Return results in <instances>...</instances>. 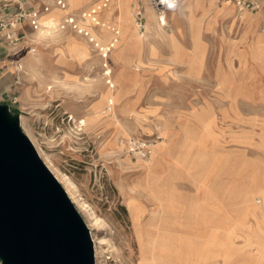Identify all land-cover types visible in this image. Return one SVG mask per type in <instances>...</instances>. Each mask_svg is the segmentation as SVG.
Listing matches in <instances>:
<instances>
[{"label":"rangeland","instance_id":"rangeland-1","mask_svg":"<svg viewBox=\"0 0 264 264\" xmlns=\"http://www.w3.org/2000/svg\"><path fill=\"white\" fill-rule=\"evenodd\" d=\"M133 1L110 0L103 7L102 0H91L81 10L96 12V22L87 19L83 29L78 24L74 29L64 26L49 41L24 28L16 46L6 45L7 56L0 63V103L20 112L21 128L40 149L42 160L70 180L75 198L88 208L84 215L78 211L94 238L104 243L99 245L102 254L96 264H138L139 245L158 253L161 244L167 255H174L171 264H237L250 256L249 264H264V207L249 202L250 196L264 195V71L251 60L252 56L264 59L263 16L249 14L252 20L259 17L258 28L251 30L246 15L234 21L231 5L183 0L178 11L166 15L169 31H159L158 37L146 26L142 41L132 43ZM33 3L40 10L42 3L50 9L53 0ZM82 4L67 0L65 9L53 7L52 13L63 16ZM170 31L172 38L162 40ZM254 35L255 45L250 50L241 46L244 52L234 68H228L231 36L244 44ZM198 38L204 46L194 71L190 52ZM83 77L87 84L74 88L73 81ZM223 77L236 98L235 106L222 98L216 80ZM54 81L58 83L47 90ZM204 100L220 123L218 135L225 149L211 140L209 162L200 152L188 157L192 181L185 169L176 170L178 176L160 172L157 160L167 140H183L181 150L188 140L195 141L189 113ZM84 118L87 123L82 125L78 120ZM184 123L188 133L182 137L169 127ZM158 131L162 140L153 144L147 157L139 159L128 152L125 137L152 142ZM196 131L201 132L198 126ZM197 148L202 150L200 145ZM181 158H168L166 163L178 164ZM205 181L216 200L213 206L206 188L199 186ZM173 209L176 224L166 214ZM217 212L224 223L214 219L207 226ZM195 214L199 220L195 229L191 224L189 230L183 229L186 218ZM218 232H233L235 254L231 255V244L218 245L212 235ZM239 235L252 246L243 237L234 242ZM217 252L229 260L221 261Z\"/></svg>","mask_w":264,"mask_h":264},{"label":"water","instance_id":"water-1","mask_svg":"<svg viewBox=\"0 0 264 264\" xmlns=\"http://www.w3.org/2000/svg\"><path fill=\"white\" fill-rule=\"evenodd\" d=\"M0 103V264H96L90 229Z\"/></svg>","mask_w":264,"mask_h":264},{"label":"bare ground","instance_id":"bare-ground-1","mask_svg":"<svg viewBox=\"0 0 264 264\" xmlns=\"http://www.w3.org/2000/svg\"><path fill=\"white\" fill-rule=\"evenodd\" d=\"M83 1V4L82 6L79 8H84V7H87V5L89 4L88 2H90L91 0H82ZM139 1V0H138ZM146 1V0H145ZM138 4V3H137ZM145 10H146V17H147V26L149 29H152L154 32H155V35L159 37V27L157 26L156 24V18H155V15H154V12L152 10V8L149 6L148 2H145ZM124 7L126 6H123V9H125ZM234 10V9H233ZM233 10H229V12H227V14L225 16H228V18L232 17V12ZM50 10H48L47 12H44V13H48ZM244 15H246V19H247V23H251L252 22V18L251 16H249L248 13H245ZM244 15L241 17V19L239 20H243L244 19ZM234 16V15H233ZM236 18L234 19V21L236 22ZM238 19V18H237ZM87 19L85 20H80V23H77L78 24V28L79 29H83L84 27V24L86 23ZM232 24V23H231ZM233 24H235L233 22ZM232 24V25H233ZM56 22H54V20L52 19H48L44 24L42 23V21L40 20V27H38V29L35 32L36 36H38L40 39L42 40H46V41H49V40H52L58 33V30L55 28V27H58V25L56 26ZM244 25V24H243ZM248 25V24H247ZM246 25V26H247ZM76 26V25H75ZM77 27V26H76ZM131 27L133 28V31H135V35L133 38H129L130 41L132 43L136 42V41H142V39L144 38L143 35H141L137 29L134 27V24H133V20L131 21ZM240 27V26H239ZM232 28V27H231ZM244 28V27H243ZM233 29V28H232ZM231 32V31H230ZM255 32V31H254ZM163 33V32H162ZM233 33V31H232ZM86 34V33H85ZM167 35L166 36H162V40H170L173 36V31H170L168 33H166ZM143 36V37H142ZM254 40L256 41L257 40V36L254 35L252 36V38L249 39L250 42H246L244 44H241L243 43L244 41H241L239 40L238 38H234V36L232 37L231 36V40L229 42V45H232V47L230 49H227V52H228V57L226 58V64L228 66V68H234V64H235V61L237 60V58L239 59L240 58V55L242 52V50H240V47L241 46H244L245 50H250L255 44H254ZM145 41V40H144ZM228 45V44H227ZM203 46H204V41L202 40V38H198L196 43L193 45V49L191 50L190 52V62L192 64V69L195 71L197 68L196 66L200 63V57H201V53L203 52ZM246 54V53H245ZM247 55V54H246ZM245 55V56H246ZM251 57V56H250ZM251 60H253L259 67V69L263 70L264 71V59H261L260 57H254L252 56L251 57ZM246 64V62H245ZM227 68V67H226ZM218 69V68H217ZM228 70V69H227ZM260 70V71H261ZM234 75V74H233ZM231 76V75H230ZM197 78V76H195ZM216 78H217V75H216ZM232 78V77H231ZM201 79V78H200ZM55 80V78H54ZM87 80L88 78L86 77H83L82 80L81 79H75L73 81V87L74 88H78V89H81L85 86V84H87ZM217 82V85L220 86V89L222 90L223 92V96L222 98L223 99H226L227 102H228V105L231 107V106H235L236 105V98L234 97V94L231 92L232 90L230 89V85L226 86V78H222V80H216ZM228 82V81H227ZM54 83V84H53ZM52 83V85L48 84L47 85V90H50L51 88H53V86L56 85V81H54ZM210 87V86H209ZM212 90V89H211ZM194 96V95H193ZM201 101V100H200ZM109 102V105L112 104V100H108ZM197 110L200 111V113L197 112ZM222 116L224 118L225 114L222 113ZM189 120L192 124L191 126V130H190V134H191V140H195V144L196 145H200L202 150H199L197 152V149L195 150V153H197V156L199 155V152L201 154H203L204 156H206L208 158V162H209V157L211 156L210 153H212L210 151V148L208 145V141L209 140H217L216 137H218L219 135L216 134L215 132V117L213 116V111H212V108L210 107L208 101L204 100L202 102V104L198 107L196 106H193L191 107L190 109V113H189ZM79 122L82 123V125H85L87 123L86 119H82V120H78ZM76 121V122H78ZM80 124V123H79ZM196 126H198V128L200 129V136L198 135V132L196 131ZM27 134V133H26ZM28 136V135H27ZM125 138H128L130 139L129 137H125ZM199 138V139H198ZM165 139V137H163V140ZM201 140V141H200ZM220 140V139H218ZM32 142V141H31ZM207 143V144H206ZM122 144V142H121ZM124 144V143H123ZM158 144V143H157ZM34 145V144H33ZM155 146V145H154ZM39 156L41 155V151L40 149L36 146L35 147ZM127 155V154H126ZM42 159V158H41ZM140 159V158H139ZM198 161V160H197ZM43 162L46 164V166L48 167V169L52 172V174L55 176V178L57 179V181L63 186V188L65 189L67 195L69 196L70 200L72 201V203H74L73 205L75 206V208L77 210H79L83 215H84V211L87 210L88 208L86 206H84L83 203H81L80 201H78L75 196H74V193L72 191V183L70 182V180L63 174H59L58 172H56L54 169H53V166L51 164L50 161L44 159ZM194 163V162H193ZM198 164V163H197ZM194 166V165H193ZM192 167V166H191ZM147 167H145V170H146ZM156 168V167H155ZM199 168V167H198ZM210 169V168H209ZM207 173V172H206ZM145 174V173H144ZM148 177V176H147ZM146 179V178H145ZM168 183V182H166ZM165 186V185H164ZM167 189V188H166ZM258 193V192H257ZM243 195V194H242ZM241 195V196H242ZM232 196V195H231ZM235 196V195H234ZM244 196V195H243ZM251 198H249V202L250 201H257L258 204H259V207L261 209H263L264 207V195L259 193V194H256V196H250ZM228 198V197H227ZM233 198V197H232ZM232 200V199H231ZM241 200V199H240ZM244 200V199H242ZM248 202V200H247ZM254 203V202H253ZM242 204V203H240ZM256 206V205H255ZM87 208V209H86ZM78 211V212H79ZM79 212V213H80ZM90 214V213H89ZM88 214V215H89ZM91 215V214H90ZM89 215V216H90ZM82 216V215H81ZM84 219V218H83ZM87 224V223H86ZM89 227L91 228L90 224L88 223ZM87 225V226H88ZM93 225H96V224H93ZM89 228V229H90ZM92 228H91V237L93 236L92 239L93 242H94V248H95V256L97 257V260H99V258L101 257V254H102V249L99 245H102L104 244L103 242L101 241H97L95 238H94V234L92 233ZM166 245V244H165ZM168 246V245H167ZM164 244H161L160 247L158 246L159 249V252L156 253H152L150 252L149 248H147L146 250H143L141 245H139V253H138V264H151L152 261L156 262V264H171L173 262V254H170V255H167V253L165 252L164 250ZM149 252H148V251ZM152 251V250H151ZM130 256V254H129Z\"/></svg>","mask_w":264,"mask_h":264},{"label":"built area","instance_id":"built-area-1","mask_svg":"<svg viewBox=\"0 0 264 264\" xmlns=\"http://www.w3.org/2000/svg\"><path fill=\"white\" fill-rule=\"evenodd\" d=\"M110 0H102L103 7H105ZM149 6L152 8L157 25L161 29H166L167 20L166 15L178 11L182 0H148ZM220 6L222 4L231 5L234 8L235 16L239 19L245 14H261L264 22V0H216ZM65 9L66 0H54L51 5ZM49 7L44 4L42 10H24L17 0H0V33H3L6 41L10 44H15L19 40L18 26L27 20L35 31L40 27V16L47 12ZM133 23L137 31L143 35L146 32V16L143 8L136 7L132 11ZM90 19L96 22V12H83L77 16H68L64 18L63 26L74 29L79 20ZM162 140L159 131L156 132L151 141H138L129 139L125 141L128 152L134 157L144 158L150 154L153 144Z\"/></svg>","mask_w":264,"mask_h":264},{"label":"crops","instance_id":"crops-1","mask_svg":"<svg viewBox=\"0 0 264 264\" xmlns=\"http://www.w3.org/2000/svg\"><path fill=\"white\" fill-rule=\"evenodd\" d=\"M18 1V3L21 5V7L24 9V10H40L39 8H36L35 6H34V1H36V0H17ZM44 2H46V0H43ZM183 1V0H182ZM53 2H54V0H53ZM145 2H148V0H135V2L133 1L132 3H131V5H132V11L136 8V7H141V8H143V10H144V13H145V16H146V10H145ZM138 3V4H137ZM44 4L45 3H42V8H43V6H44ZM148 4H149V2H148ZM226 6H227V4H225ZM66 6H67V0H66ZM58 8V7H55V6H52L49 10V12L48 13H42L41 15L42 16H40V20L41 21H43V19L44 18H48V19H54L55 21H56V24L58 25V27H55L57 30H61V29H65V27L63 26V21H64V18H66V17H68V16H77V15H80L81 13H83V12H88V11H85V10H81V9H78V10H75V11H70V13H66V14H64L63 16H59V15H56V14H54V13H52V8ZM58 9H61V8H58ZM42 10V9H41ZM155 15V14H154ZM258 15V14H257ZM42 17V18H41ZM55 18H57V19H59V20H56ZM63 18V19H62ZM155 18H156V16H155ZM259 17L258 16H255L254 18H253V20H252V24L250 25V29L251 30H253V29H255V28H258V26H259V19H258ZM146 19H147V17H146ZM156 20V19H155ZM245 21H246V19H245ZM241 23L243 22V21H240ZM43 23V22H42ZM78 23H80V20L78 21ZM240 23V24H241ZM156 24H157V21H156ZM56 25V26H57ZM146 26H147V22H146ZM158 27H159V25H157ZM135 27V26H134ZM24 28H27V29H31V30H33L32 29V27L30 26V24H29V22L27 21V20H25V21H23L19 26H18V28H17V31H18V33L20 34L19 35V40L20 39H22V32H23V30H24ZM170 30V27H169V25H167V27H166V29H161L160 27H159V31H163V32H166V31H169ZM20 31V32H19ZM6 45H12V46H16L17 45V42L15 43V44H10V43H8L7 41H6V39H5V37H4V35H3V33H0V63L3 61V59L7 56L6 55V50H7V47H6ZM156 113H157V111H156ZM158 117H159V119L162 117V116H159L158 115ZM162 119H163V117H162ZM186 123V122H185ZM185 123L184 124H178V126L177 127H175L174 125V127H172L171 125H169V127L173 130V133L175 134V132H174V130H179V132H180V136L182 137L183 136V133H188L187 131H186V129H185ZM215 132H216V134L218 135L219 134V129L221 130V128H220V123H218L217 121H215ZM166 132H168V130L166 129L165 131H164V133H166ZM177 134V133H176ZM219 137V139H220V137H221V135H219L218 136ZM187 141V140H186ZM214 142H218L217 143V145L218 146H220V148H222V149H225L224 148V145H223V140H214ZM183 143V140H167V144H166V146H164L163 148H162V150L160 151L161 152V154L162 155H160L159 156V160H157V165L159 166V168H160V172H164V174H165V172L166 171H169L168 172V174H172V172H174V174H176L177 176H178V174H177V172H176V170L178 171V172H180L181 170H183L184 171V169L186 170V173H187V176L191 179V173H189V172H192V171H190V170H188V167H187V163H188V157H192L193 156V153L195 152V150H196V148H197V145L195 144V142H191L190 140H188L187 141V143H186V147H183V150H181L180 149V146H181V144ZM207 143H209L207 146H209L211 143H212V141L211 140H209ZM206 143V144H207ZM181 151V152H180ZM179 153H181L180 155H178ZM177 156H182V158L180 159V162L177 164V163H175V161H173L172 160V162H170V163H166L167 161V159L168 158H170V159H174V158H176ZM216 167H217V165L215 164L214 165V167H213V170H215L216 169ZM185 172V171H184ZM169 175V176H170ZM191 181H192V179H191ZM146 182V181H145ZM207 181H205V182H201V184H199V186L201 187V188H206V185H207ZM147 188V183H146V186L144 187V190L143 191H145V189ZM206 190H207V188H206ZM205 195H206V197H207V199H208V203H209V205L210 206H213V205H215V202H216V200L214 199V194L213 193H211L209 190H207L206 191V193H205ZM201 196V192H200V190H197V192H196V197H200ZM146 197V196H145ZM213 198L212 200H210V198ZM145 208V207H144ZM173 213H166L167 215H169V218L170 219H172V224H176V217H177V212H176V209H173V210H171ZM166 214H164L165 216H162V215H160L159 214V217L161 218V219H163L164 217H166ZM222 216V215H221ZM214 219H216L217 221L219 220V222H220V224H223L224 223V221L223 220H221V219H219V217H218V212H217V216H216V218H211V220L210 221H207V226L208 225H210V224H212V223H214ZM198 221L199 220H197V215L195 214V215H192L190 218H186V220L183 222V226H182V228L183 229H188L189 230V224H191V226H192V230L193 229H195V227L197 226V223H198ZM234 226H235V223H234ZM174 227H175V225H174ZM220 230H222V228L220 229ZM221 232V231H220ZM220 232H218V233H213L212 235H215V237H216V240L218 241V245L220 244V243H225V244H231V246L230 247H232L231 249H232V251H231V255H233V254H235V252H237L238 250H237V248H235V246H236V243H232L231 242V238H232V235H233V232H222V233H224L223 235L222 234H219ZM224 235H227L228 236V238L226 239V240H228V241H224L225 240V236ZM238 237H239V239H238ZM235 236V238H233V240H234V242H236L237 240H242L243 238H244V236L242 235H239V236ZM243 237V238H242ZM247 237V236H246ZM241 238V239H240ZM244 240H246V243H247V245H249V246H252L250 243H249V240L248 239H246V238H244ZM222 249L223 250H225L226 249V247L225 246H222ZM233 252V253H232ZM220 255L221 257H222V259H220L221 261H223V262H226V261H228L229 259H224L223 257V254L221 253V252H217V254H216V256L217 255ZM249 256V255H248ZM251 257V256H250ZM250 257H243V259L242 260H240L239 261V263H237V264H249V261H251L252 259L250 258ZM219 260V261H220Z\"/></svg>","mask_w":264,"mask_h":264}]
</instances>
